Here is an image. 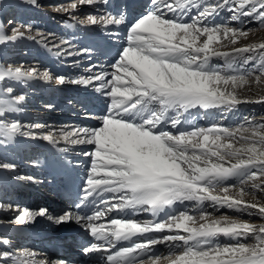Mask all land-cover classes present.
<instances>
[{
    "label": "snow or ice",
    "instance_id": "snow-or-ice-1",
    "mask_svg": "<svg viewBox=\"0 0 264 264\" xmlns=\"http://www.w3.org/2000/svg\"><path fill=\"white\" fill-rule=\"evenodd\" d=\"M27 2L40 7L37 0ZM102 2L106 0H73L63 11L71 14L79 6ZM150 5L146 14L129 25L127 45L111 64L113 72L69 81L86 85L99 81L97 91L110 98L99 116L100 124L41 136L52 145L64 141L94 146V150L83 153L90 157L91 167L74 205L80 210L91 204L93 214L65 211L48 219L57 224L73 219L83 222L86 231L105 242L103 248H85V253L108 251L117 243L128 241L127 246L107 256L108 264H264V223L255 225L225 214L214 215L227 208L264 219V202L255 195L257 191L264 193V122L245 117L247 126L182 129L186 120L183 114L191 115L190 109L231 111L240 103H264V96L242 100L234 92L248 83L247 77L254 71H259L256 83L264 78V51H259L264 50V43L233 47L231 53L213 46L220 44L221 34L232 45L237 44L239 37L247 36L243 27H232L231 22L244 25L243 18L247 17V23L255 21L264 26V0H150ZM223 12L230 15L215 23ZM81 22L106 27L119 26L125 20L122 15L106 13L89 14ZM12 31V36L0 35V44L24 36L19 28ZM244 53H258L260 59L256 60L255 55L242 57L243 64H255L252 69L241 71L233 66V61ZM213 57L224 58L228 67L220 69L211 64ZM34 77L52 79L49 73L41 75L36 69L0 70V82ZM56 83L64 84L65 78L57 77ZM5 92L10 95L13 89L7 87ZM24 100V95L0 99V138L4 142L17 135H33L31 131H21L18 122L7 123L4 119L7 113L20 111L17 105ZM260 119L264 121V116ZM169 125L176 132L169 131ZM14 167L0 163V168ZM233 179L235 184L225 183ZM243 185H250L253 191ZM233 188L236 195L230 194ZM246 196H252V200L244 199ZM206 201L210 202L211 212L204 206ZM185 202H195V208ZM177 204L184 207L177 208ZM113 210L149 212L159 219L141 224L116 217L107 229L95 223ZM191 211L195 214H189ZM47 215L44 208L35 213L24 211L14 222L25 224L36 216ZM165 231L170 234L146 236L142 241L133 239L138 234ZM221 236L235 243L221 244ZM249 238L255 243H242ZM157 244H167V254H157L152 249Z\"/></svg>",
    "mask_w": 264,
    "mask_h": 264
},
{
    "label": "bare ground",
    "instance_id": "bare-ground-1",
    "mask_svg": "<svg viewBox=\"0 0 264 264\" xmlns=\"http://www.w3.org/2000/svg\"><path fill=\"white\" fill-rule=\"evenodd\" d=\"M42 1L43 0H37V4L42 3ZM47 1L49 2L48 4L44 5L43 8H39V10L42 8L41 10L45 11V13H43L39 11L36 6L28 3L27 0H0V15L3 14L11 17V20L13 21H11L12 24L7 27L8 32L13 35L12 30L14 28H19L20 31L24 33L22 39L26 42L22 45V51L28 55L0 59V70L9 67L36 69L38 72H41V75L42 73L47 72L52 78H55V81H52L49 85H47L48 80L39 77L23 81L7 79L6 81L0 82V99H11L14 96L24 95L25 100L17 105V107L20 109H27L30 112H36L37 114V116L31 118V123H25L21 128V131H24V129L26 131H31L33 135L36 136L35 139L29 140L25 136L17 135L10 141L4 142L3 139L0 138V141H3L0 146L4 145L1 147L0 163L15 165L14 168H0V202L8 204L11 199V192L14 189L10 187V182H6L7 178L11 175L17 176L22 174V177L25 176L26 179L34 182V184H32L34 191L37 190L43 197H37L33 194L35 192L29 194L20 190L18 191L19 194L22 193L26 195V199L21 205H25V208L31 213H35L42 208L47 209V216L42 217L41 219L38 218L39 216H36L37 218L35 217L32 220L35 222L39 219V224H44V226H42L43 229H47L48 227L54 229L57 228L58 225L53 220L47 221L48 216L58 217L65 211L73 212L72 205H68L66 209V207L54 204L55 200L59 198L61 191L59 177L64 172L68 171L71 177L80 176L83 184L91 167L90 157L83 155V153L85 151L94 150V146L80 144L72 145L70 143H65L64 141L52 145L47 141L42 140L41 136L49 132L56 135L61 131H70L80 127H96L100 124L99 116L103 114L106 104L110 102V98L105 97L101 91H97L99 81H94L87 85L84 83L74 84L69 81L81 80L101 72L106 75L113 72L114 69L111 67V64L114 62L121 49L127 45V41L121 42V45H119L115 51L109 52L108 50L103 49L109 53L108 56H104L102 48L93 41V36L95 34L97 35V33L102 30V25H90L85 23L91 27L87 30L88 38H90L87 42H84L83 39L80 42V38L72 33V31L75 30V27L78 26L76 24H81V21H84L89 14L102 15L112 13L113 15H122L124 17L126 13L114 10V2L111 3L109 0H106V3L102 2L93 6L82 5L79 6L75 12L69 14L64 12L63 8L67 7L73 2V0ZM138 1L141 2V4L132 8L127 17H124L125 22L119 26L112 25L113 29L117 30V27H124L125 33L127 32L128 34V25L140 19L150 10V2H145L146 0ZM15 8L28 12V16H32L33 18L25 20L26 22L24 23V18L20 15L24 14V12H19L18 15H20L22 19L18 18V16L14 15L17 11ZM42 15L47 17L50 21L38 20ZM169 15L171 14L169 13ZM229 15V12H223L221 16L215 18V23L219 24L223 22L224 17ZM243 19L246 21L244 25H240L237 22H231V26L236 28L243 27L248 33L246 37H239L237 44L232 45L228 40H224L221 34L220 44H214L213 46L220 50H232L233 47H246L253 44L264 43V26L255 21L247 23L250 18L245 17ZM42 22H44V24H40ZM22 25L25 26L22 27ZM4 29V27H0V35H5ZM121 36H124V34ZM29 37H33V39H30ZM117 38L118 37L113 36L112 38L106 37L105 39L106 41H108V39L114 41L117 40ZM121 39L122 37L118 38V40ZM203 39L205 38L201 37V40ZM54 44H56V46H54ZM34 48L37 50L36 55H33L31 52ZM85 49L88 51H84ZM34 58H36V60ZM90 68L91 71H87V69ZM57 77L65 78V83H56ZM108 78H111L110 75ZM21 82L24 83V85H21ZM7 87L13 89V92L10 95L5 92ZM52 87L54 88V91L59 89L55 99L51 97L50 90ZM90 99L93 102L97 101V105L89 106L87 101ZM242 109H245V107L240 104L236 105L231 111L220 110V108L207 110L190 109V118L186 116L182 129L191 130L193 127H218L214 122L216 114H219L217 117H222L220 121L221 125H226L229 122L227 118L235 115L234 112H237L238 114V111H241ZM79 110L80 112L78 113L77 111ZM231 112L233 114H231ZM72 115L75 117H69ZM32 125H41L42 127L32 128ZM167 127L169 131L176 132V129H172L170 125ZM61 149L64 150L62 151ZM4 183L6 184L3 185ZM9 191L10 193H7ZM105 195L111 196L110 193H106ZM246 200L251 201L252 199ZM185 204L193 206L195 205V202H185ZM209 204L210 202L206 201L204 206L207 207L209 212H211L212 208L208 207ZM98 207L102 209L103 205H99ZM175 207L183 208L184 206L177 204ZM222 211L219 210V212H215L214 215L219 217L221 215L219 213ZM230 212L233 213L234 211L230 210ZM79 214L91 215V213H86L85 211H81ZM243 215L246 216L247 214ZM106 216H109L108 220H105L102 217L95 223L103 225L107 229L112 227L110 220L116 217L141 224L154 219H159V217L154 218L149 212H138L133 214L131 210L118 213H114L113 210L108 212ZM160 216H164V213H160ZM16 217L17 213L13 211L7 212L0 210L1 222L7 223L16 219ZM43 221L47 222L44 223ZM77 225L81 226L79 235L82 238H90V236H92L90 231L85 230L83 222L77 223ZM165 234L170 233L167 231L161 233H146L144 235L138 234L136 237H139L137 241H142L146 236L159 237ZM181 234L186 235V233L183 232H181ZM223 238L224 237L221 236L218 239L222 240ZM51 239L55 240L54 238H50L49 240ZM250 239L251 238H249L248 241H250ZM35 243L42 244L43 238L34 242L32 245H15V242L13 241L1 244L0 264H44V260L42 259L30 261L34 255L33 251L36 250ZM11 244L13 245L11 246ZM119 249L120 248L109 249L103 253L114 255ZM152 249L157 254H167L168 245L157 244L152 246ZM3 253H8L9 255L5 257L2 255ZM52 257L55 256L52 255ZM86 258L88 259L86 261L87 264H108V261L103 258L102 254L98 251H94Z\"/></svg>",
    "mask_w": 264,
    "mask_h": 264
},
{
    "label": "rangeland",
    "instance_id": "rangeland-1",
    "mask_svg": "<svg viewBox=\"0 0 264 264\" xmlns=\"http://www.w3.org/2000/svg\"><path fill=\"white\" fill-rule=\"evenodd\" d=\"M48 3L49 2L47 0H43L42 3H40L39 5H40V7L43 8V6L48 4ZM40 7H37V9L39 10ZM41 9L39 11L45 13V11H43ZM14 15L17 16V13L14 14ZM28 15H29L28 12H24V14H22V17L24 18V23L26 22L25 20L33 18L32 16L29 17ZM22 17H20V18L22 19ZM8 21H12L11 17L5 16V15H3L1 17V15H0V27H4L5 28L4 29L5 30V32H4L5 35L12 36L8 32L7 27H8V25L12 24L13 21L11 23H9ZM18 22H20V21H18ZM40 24H44V22H42ZM24 26L25 25H22V27H24ZM128 29H129V27H128ZM114 30H116V29H114ZM117 30L118 31L115 33L116 36L118 38L122 37V39L118 40V38H117L116 42H109L110 43L109 45H114L116 47V49H117V47L119 45H121V42L127 41V35H126L127 32L125 33V28L124 27H121V28L117 27ZM120 34L121 35L124 34V36H121ZM25 42L26 41H24L22 38H20V39L15 40V41H8L6 43L0 44V56H3V57H0V59L2 60V58L4 59V58H7V57H13V56L21 57V56L27 55V54H25V52L22 51V45L25 44ZM54 46H56V44H54ZM50 48L52 49L51 46H50ZM218 50H220V49H218ZM52 51H53V49H52ZM220 51H228V52L231 53V49H229V50H220ZM259 51H264V50H259ZM31 52H32L33 55H36L37 50H35V48H34ZM32 54H29V55H32ZM248 55H255L256 56V60L260 59L258 53L239 54V55H237V61H239V63H237V61H233V66L234 67H238L241 71H243L244 69H249V70L252 69L253 65L255 64V61H250L248 64H243V61H242V57L248 56ZM34 59L36 60V58H34ZM229 59H231V56L229 57ZM210 63L213 64V65H216L220 69H226L228 67V65L226 64L224 58L213 57L212 60L210 61ZM257 75H259V71L258 70L254 71L252 76L247 77V79H248V83L247 84H244L242 87H237L234 90L235 95L237 96V98L242 99V100L244 98H248L250 100H256L260 96H264V78L261 79L260 83H256L255 77ZM21 85H24V83L21 82ZM220 87L223 88L224 86L221 85ZM228 88H229V90H231V86L230 85L228 86ZM240 105L245 107V109H242L241 111H238L239 112L238 114H237V112H234L235 115L231 116L230 118L228 117L227 120L229 122L226 125H221L220 121H221L222 117L221 116L217 117V115H219V114H216V116L214 117L215 124L218 127H226V128H235L236 126H238L240 124H245V126H247V124L245 122V119H244L245 117H248L249 119L255 118L254 122H256V123L264 122V121H261V119H260L261 116H264V103L249 102V103H240ZM220 110H221V108H220ZM231 114H233V113L231 112ZM238 139L239 138L237 137V140ZM2 142L3 141L1 140L0 141L1 145H2ZM3 146H0V152H1V147H3ZM236 146H239V144H237ZM253 171H255V169H253ZM256 182L259 183L260 181H256ZM225 183L226 184H235L236 181L233 179V180L226 181ZM238 187H240V186L238 185ZM243 187H245L248 191H253L250 188V185H243ZM33 194H35L37 197H40V196L43 197L41 194H38L37 192H35ZM230 194L231 195H236V189L235 188L231 189L230 190ZM255 195L262 202H264V193H260V192L257 191L255 193ZM244 199H252V196H246V197H244ZM4 204H6V203H4ZM193 206H195V205H193ZM193 206H190V207L194 209L195 207H193ZM5 207H7L6 209H9V206H5ZM220 210L221 211L224 210V211L220 212L219 214H225V215H227L229 217L239 218V219H241L243 221L250 222V223L255 224V225H259V224L264 223V219H261L259 216H248V215L244 216L243 214L237 213V212L231 213L230 209H227V208H221ZM189 214H195V212L191 211ZM60 215H62V214H60ZM47 221H50V219H48ZM47 221H43V222L45 223ZM57 225L60 226L61 224H57ZM69 226H71V225L69 224ZM247 241H248V239L243 240L242 243H245V244H254L255 243V240H253V239H250V241H248V242ZM219 242L221 244H234L235 243V241L229 240V239H227L225 237L222 240L219 239Z\"/></svg>",
    "mask_w": 264,
    "mask_h": 264
}]
</instances>
